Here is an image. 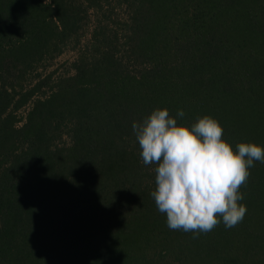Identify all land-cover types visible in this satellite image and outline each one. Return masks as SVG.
<instances>
[{
	"label": "trees",
	"instance_id": "1",
	"mask_svg": "<svg viewBox=\"0 0 264 264\" xmlns=\"http://www.w3.org/2000/svg\"><path fill=\"white\" fill-rule=\"evenodd\" d=\"M81 1L0 0V264H264V163L234 227L172 230L131 128L165 108L186 126L214 118L233 149L264 147V0H123L122 54L101 27L73 74L24 85L100 3Z\"/></svg>",
	"mask_w": 264,
	"mask_h": 264
},
{
	"label": "clouds",
	"instance_id": "2",
	"mask_svg": "<svg viewBox=\"0 0 264 264\" xmlns=\"http://www.w3.org/2000/svg\"><path fill=\"white\" fill-rule=\"evenodd\" d=\"M177 117H183L177 110ZM139 156L154 168L155 187L150 191L158 212L166 214L172 230L204 233L223 222L234 227L247 209L239 188L254 161L264 163V147L248 142L235 149L223 140V129L204 115L190 126L178 124L165 108L152 110L131 124Z\"/></svg>",
	"mask_w": 264,
	"mask_h": 264
},
{
	"label": "rangeland",
	"instance_id": "3",
	"mask_svg": "<svg viewBox=\"0 0 264 264\" xmlns=\"http://www.w3.org/2000/svg\"><path fill=\"white\" fill-rule=\"evenodd\" d=\"M80 3L81 0H73ZM130 6L123 0H100L99 7L86 8L79 21L78 29L64 40L58 42V48L52 53L44 55L24 75V85L36 82L40 77H47V84L55 83L59 77L74 73L73 63L79 57H89L93 52L92 35L105 27V33H114L117 37L118 50L123 51V40L127 30ZM107 28V29H106ZM46 91V86L42 88ZM30 104L20 108L16 113L19 119L17 125L25 120ZM61 141L67 143L68 136L63 133Z\"/></svg>",
	"mask_w": 264,
	"mask_h": 264
}]
</instances>
